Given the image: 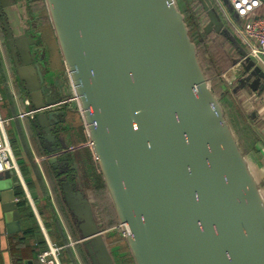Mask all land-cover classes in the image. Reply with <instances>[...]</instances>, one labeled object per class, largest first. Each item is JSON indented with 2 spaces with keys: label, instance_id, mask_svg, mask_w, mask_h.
<instances>
[{
  "label": "water",
  "instance_id": "obj_1",
  "mask_svg": "<svg viewBox=\"0 0 264 264\" xmlns=\"http://www.w3.org/2000/svg\"><path fill=\"white\" fill-rule=\"evenodd\" d=\"M28 1L2 0L1 13L35 113L65 96L57 98L49 74L33 64L37 41L29 33ZM197 1L207 17L203 31L229 33L213 0ZM46 3L119 220L105 227L83 187L76 189L80 179L60 178L91 263L116 264L108 237L120 230L135 264H264V192L210 85L178 0ZM238 54L236 88L247 94L240 102L249 112L247 106L264 103V69L246 50ZM34 68L36 86L25 76ZM42 94L46 104L36 100ZM56 116L40 113V124L59 122ZM50 127L44 131L54 141ZM58 149L48 148L45 159L55 168L69 165L70 156ZM14 174L0 173V236L22 230Z\"/></svg>",
  "mask_w": 264,
  "mask_h": 264
},
{
  "label": "crops",
  "instance_id": "obj_2",
  "mask_svg": "<svg viewBox=\"0 0 264 264\" xmlns=\"http://www.w3.org/2000/svg\"><path fill=\"white\" fill-rule=\"evenodd\" d=\"M178 1L186 16L185 1ZM190 1L196 2L197 0ZM221 1H223L229 17L237 23L241 22L231 4L227 0ZM213 2L217 6L216 0H213ZM28 12L29 15H32L29 33L37 41V45L33 46V52L37 53L38 60L32 59L33 64L37 63L40 66L43 75L45 73L49 74L44 76L51 85L52 93L56 94L57 98L64 95L63 99H66V102L51 108H41L35 113L22 118L19 116L21 112L36 109L37 105L27 90L26 82L20 78L15 66L0 9V116L10 119L5 131L19 166V174L15 173L13 179L20 181L15 190L16 193L21 191L17 194V200L20 203L19 210L22 224L21 231L11 235L5 233L4 236H0V264H40L37 255L48 247V240L52 243L64 245L65 248L61 256L63 264H92L86 250L80 244L72 215L68 212L63 198V192L55 187L58 185L56 177L59 178L58 172H61V170L54 168L51 163L43 160L48 156V148L59 147V152L61 151L62 154L70 156L69 160H72V162H77L78 169H74V171H76L75 173L80 182H72L77 183L76 189L83 187L80 176L83 163L86 156L89 159L94 156L89 142L90 136L80 107L75 99L46 0H29ZM258 12L264 15V4ZM42 17L43 21H41ZM223 17L225 28L229 33H216L213 31L207 35L211 34L212 39L222 37L231 41V48H228V51L230 55L233 54L238 57L239 51L241 49L246 50V48L236 36L224 14ZM206 23L207 20L205 23H201L202 29ZM34 70V72L28 71L25 76L36 86L39 76L37 69L34 68ZM39 83L43 87V84ZM261 93L264 94V92ZM239 94L242 95L241 98L244 101L248 99L244 91H239ZM249 95L251 94L249 93ZM46 99L47 94H42L36 100L39 104H46ZM251 105L247 108H254L257 113V116H251L254 118L253 124L244 123L239 126V130L242 129L240 136L237 133L239 130L236 129L235 132L264 192V103H252ZM40 113L47 116L57 113L56 119L59 122H55L53 119V123L49 119L48 123L43 122V125H41ZM52 123L54 126H52ZM47 127L53 128L51 132L56 136V140L52 142L45 141L43 135L46 134L44 129ZM72 162H70L71 165ZM83 191H85L84 187ZM86 195L93 202L87 193ZM21 202L23 205H21ZM95 214L99 219L101 218L98 213ZM104 217L105 214L102 215V219ZM29 229H32V232L26 234V230ZM112 239L108 238L110 247L115 246ZM112 252L116 264H135L129 250H112Z\"/></svg>",
  "mask_w": 264,
  "mask_h": 264
},
{
  "label": "rangeland",
  "instance_id": "obj_3",
  "mask_svg": "<svg viewBox=\"0 0 264 264\" xmlns=\"http://www.w3.org/2000/svg\"><path fill=\"white\" fill-rule=\"evenodd\" d=\"M184 1L186 3L185 7L187 8L186 19L188 20L190 34L198 45L199 58L212 89L225 108L226 116L233 129L236 131V124L238 125L239 123L242 125L244 123L253 124L254 118L251 116L252 112L255 110L254 108H250L249 112H247L240 102L242 95L237 92V77L236 74H234V62L239 56L230 55L228 48H231V41L223 39L222 37L212 39L211 34L207 35L203 31L201 25V23H205L207 17L204 9L199 5L200 3L198 1ZM197 27H199V29H197ZM43 160L47 161L46 159ZM83 164V169H81L80 174L82 179L81 184L88 196L91 197L96 213L101 216L100 220L104 222L105 227L112 228L118 224L119 220L98 163L94 156H92V159L86 156V160ZM56 180L58 185L55 187L61 190L59 178L56 177ZM103 214H105L104 219H102ZM108 238H113L112 240L115 246L111 248L114 250H130L128 242L121 231H111Z\"/></svg>",
  "mask_w": 264,
  "mask_h": 264
},
{
  "label": "built area",
  "instance_id": "obj_4",
  "mask_svg": "<svg viewBox=\"0 0 264 264\" xmlns=\"http://www.w3.org/2000/svg\"><path fill=\"white\" fill-rule=\"evenodd\" d=\"M227 1L231 4L241 22L237 23L229 17L221 0H216L218 9L221 14H224L226 20H229L236 36L246 48L248 54L264 68V16L258 12L259 8L264 4V0ZM64 102L62 101L47 108L58 106ZM32 113H34L32 110L29 112L24 111L19 116L22 118ZM9 123V118L0 116V173L6 170H13L19 174L18 161L6 137L5 127ZM64 248V245L52 243L48 240V247L37 255V260L40 264H63L61 256Z\"/></svg>",
  "mask_w": 264,
  "mask_h": 264
},
{
  "label": "flooded vegetation",
  "instance_id": "obj_5",
  "mask_svg": "<svg viewBox=\"0 0 264 264\" xmlns=\"http://www.w3.org/2000/svg\"><path fill=\"white\" fill-rule=\"evenodd\" d=\"M1 2H2V0H0V6H1ZM0 9L2 10L3 8L1 7ZM10 13H12V12H10ZM41 21H43V17L41 18ZM13 22H14V25L15 26L17 25V27H18V25H19L18 20H15ZM17 55H18V53H17ZM64 101L66 102V99ZM43 136H44L43 138L45 139V141H51L52 142V140L49 137H46V134H44ZM63 156L66 157L67 155L66 154H63ZM58 169H60L61 172H62L58 176L59 178H61L63 175H67V179H69V180H73V181L77 182L76 180L79 179V177L77 175H75V172L76 171H74V169L72 168V165L71 164L70 165H65V166H59Z\"/></svg>",
  "mask_w": 264,
  "mask_h": 264
},
{
  "label": "trees",
  "instance_id": "obj_6",
  "mask_svg": "<svg viewBox=\"0 0 264 264\" xmlns=\"http://www.w3.org/2000/svg\"><path fill=\"white\" fill-rule=\"evenodd\" d=\"M260 15H262L261 13H260ZM264 16V15H263ZM197 29H198V27H197ZM242 124L241 123H239L238 125L236 124V129L237 130H239V126H241ZM241 131H242V129L241 130H239L237 133H238V135L240 136L242 133H241ZM21 191H19L18 193H20ZM17 193V194H18ZM19 205H20V203H19ZM21 205H23V203L21 202ZM32 232V229H29V230H26V234H29V233H31Z\"/></svg>",
  "mask_w": 264,
  "mask_h": 264
}]
</instances>
